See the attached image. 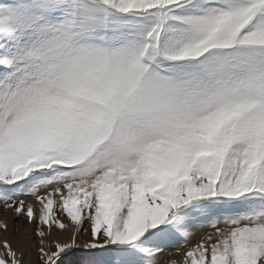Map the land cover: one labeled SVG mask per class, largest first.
Here are the masks:
<instances>
[{
    "label": "snow or ice",
    "instance_id": "obj_1",
    "mask_svg": "<svg viewBox=\"0 0 264 264\" xmlns=\"http://www.w3.org/2000/svg\"><path fill=\"white\" fill-rule=\"evenodd\" d=\"M0 206V264H264V0H0Z\"/></svg>",
    "mask_w": 264,
    "mask_h": 264
},
{
    "label": "rangeland",
    "instance_id": "obj_2",
    "mask_svg": "<svg viewBox=\"0 0 264 264\" xmlns=\"http://www.w3.org/2000/svg\"><path fill=\"white\" fill-rule=\"evenodd\" d=\"M21 199H25L26 203H32L34 207H37L35 205V202L29 198V197H21ZM7 222L9 225V231L8 233H4L3 230H0V244L3 243L5 236L12 241L15 244L16 239L23 234L24 232H27L29 230V226L25 222L24 218H17L15 213L5 210L2 206H0V223ZM67 222V221H65ZM200 235V232L196 233V238H198ZM35 237H32V240L35 241ZM51 240L55 241L56 239L60 240H69L70 239V232H63L61 233L60 230H53V233L50 237ZM79 239L81 241L87 239V236L85 234H81ZM2 251V249H0ZM172 252L171 259L175 260L176 264H180V261L182 260V256L180 254H177L175 250H170ZM167 255V254H166ZM25 264H39V260L37 258L35 247L32 248L31 254L25 255Z\"/></svg>",
    "mask_w": 264,
    "mask_h": 264
}]
</instances>
